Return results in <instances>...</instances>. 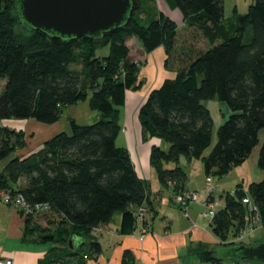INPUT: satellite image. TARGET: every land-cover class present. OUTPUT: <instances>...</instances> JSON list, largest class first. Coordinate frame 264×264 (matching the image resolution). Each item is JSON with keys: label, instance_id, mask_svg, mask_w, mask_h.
<instances>
[{"label": "trees", "instance_id": "trees-1", "mask_svg": "<svg viewBox=\"0 0 264 264\" xmlns=\"http://www.w3.org/2000/svg\"><path fill=\"white\" fill-rule=\"evenodd\" d=\"M137 1L139 8L128 28L90 42L49 39L41 31L24 29L15 14L16 0H0V121L53 125L64 108L86 100L100 116L90 125L68 118L67 132L57 133L24 159L15 154L25 147L24 133L0 127V163L4 164L0 192L20 195L30 208L49 207L46 213L24 216L25 237L37 235L35 242L56 245L38 264H70L69 257L77 255V264H83V259L95 257L101 249L97 242H83L85 249L64 256L62 251L74 250L69 246L74 237L107 225L115 214L133 226L138 207L147 213L153 210L148 183L137 175L128 150L116 145L125 92H136L142 85L137 79L140 63L130 60L126 42L136 39L145 53L162 48L164 66H168L177 52L181 25L161 11H144L146 18L140 19L137 12L142 1ZM163 2L167 10L181 16L182 25L198 31L210 46L193 58L184 57L188 53L181 48L174 77L151 90L138 107L142 139L156 138L168 145L167 151L151 147V169L161 186L182 192L186 175L179 165L181 158L201 160L205 179L221 178L243 164L259 143V132L264 130V0H252L244 14L234 9L235 19L229 22L223 20L222 0ZM213 100L229 110L215 131L214 142L213 120L206 106ZM171 163L174 168L165 167ZM257 167L264 172V141ZM220 197L223 206L210 225L223 248L241 245L233 242L238 230L247 223L255 225V220L264 236V178L246 189L238 184L233 194ZM244 197L254 212L242 203ZM45 214L54 218L48 219L50 226L61 228L47 232L35 226L32 218ZM59 244L62 249L57 248ZM198 254L204 264L221 262L211 251L200 249Z\"/></svg>", "mask_w": 264, "mask_h": 264}, {"label": "crops", "instance_id": "crops-1", "mask_svg": "<svg viewBox=\"0 0 264 264\" xmlns=\"http://www.w3.org/2000/svg\"><path fill=\"white\" fill-rule=\"evenodd\" d=\"M136 101L138 100L133 103V108L138 104ZM8 123H11V129L16 131L21 129L24 132L25 147L15 153L19 159H24L40 150L45 141L59 133L60 128L59 122L53 125H37L32 120L0 121V127H9ZM27 123L30 125L28 126ZM15 124H20V126L17 128L14 126ZM23 126L25 127L23 128ZM121 134H123L122 131ZM135 136L134 133L130 134L125 130L120 145L128 150L139 178L146 180L145 174L153 172L148 161L150 149L153 145L159 146L160 140L153 138L146 145H140ZM183 159L188 163L196 160ZM3 165L0 163V169ZM202 173L205 176L203 162L200 170V174ZM185 175L183 190H192L197 196V189L191 187L192 181L188 178L189 174L185 172ZM206 186L210 188V193L200 197L199 204L191 203L186 210V216L175 203V195L180 191L178 188H173L171 185L167 187L158 185V187H154V192L151 191L152 188H149V199L153 210L147 213L146 225L149 233L142 241L139 240V231L135 229L134 225L122 223L119 215L116 219L112 218L107 225L99 226L86 236L74 237L69 243L75 249L70 250V253L61 250V254L64 253V256L66 254L73 255L80 251L81 243L97 242L101 249L100 253L95 257L83 259V264H124L125 260L129 262L128 264H204L198 254L200 249L212 252L211 249L215 247H224L213 233L211 221L201 215L204 211L203 204L213 197V184L211 183L210 186L206 184ZM167 194L169 196L166 197ZM40 217L32 218L35 226L39 225L41 229L49 230L54 228L48 224V219L46 223L43 222L44 226L42 227L41 220L43 219H38ZM37 237V235L25 237V218L15 209H9L0 204V260L10 259L12 264H38L56 245L50 243L52 246L47 249L45 247L47 243L35 242ZM253 242L254 240H251L245 245H251ZM259 243H264V236ZM62 245H57L59 246L57 248L62 249ZM79 256H71L66 261L70 264H77L80 262ZM219 264L236 263L226 260Z\"/></svg>", "mask_w": 264, "mask_h": 264}, {"label": "rangeland", "instance_id": "rangeland-1", "mask_svg": "<svg viewBox=\"0 0 264 264\" xmlns=\"http://www.w3.org/2000/svg\"><path fill=\"white\" fill-rule=\"evenodd\" d=\"M141 9L137 12V17L140 19L146 18V12L152 11V13L156 14L158 11H161L168 15L169 17L175 18V20L178 22L179 25V32H178V38H177V52H175L174 56L169 61L168 66H164L165 61V54L162 48L156 49L151 53H145L140 44L137 42L136 39L131 38L126 42V45L129 48V58L130 60L134 62H139V70L137 79L138 81H141V89L132 92L127 91L125 92V96L123 99V104L121 105V116L119 118V123L122 127V133H125V130H127L128 133L132 134L134 133L137 138V141L140 145H146L147 143L151 142V138H147L144 140L142 139V130L141 125L138 121V107L144 99L148 96V94L151 92V90H154L158 88L161 83L166 79H171L174 77V74L176 70L178 69L179 65V58L181 56V51L183 48V51L188 53L187 58H193L197 54H200L204 51H206L210 46L206 42V40L200 35L198 31H196L194 28L186 25L181 24V16L179 14L171 13L167 8L164 6L163 0H141ZM252 4V0H222V6H223V20L224 22L233 21L236 16V12L234 9H236L237 14H244L247 10L249 5ZM146 11V12H144ZM148 21V20H147ZM106 54V50L102 51V55ZM78 68V67H77ZM0 83V87H1ZM135 100H138V104L136 107H132ZM207 108L210 112L211 118L213 120V142L215 141V131L217 127L223 122L225 118H227L229 114V110L226 107V105L222 102L213 100L207 102ZM68 118H71L76 121V123L80 125H90L94 122L98 121L100 119L99 113L97 111H93L90 109L89 101L86 100L85 102L78 103L77 105L69 106L64 108L63 114L61 116V119L59 120V131L58 132H67L69 129L68 126ZM34 121V120H32ZM35 122V121H34ZM37 123V122H35ZM9 128H11V123H8ZM13 125V124H12ZM28 125V123H27ZM30 125V124H29ZM28 125V126H29ZM37 125H40L37 123ZM15 127L18 128L20 124H15ZM25 126H23L24 128ZM26 131L27 128H25ZM20 132L24 133L19 130ZM123 134L120 135V138L118 139L116 145L121 146V140L123 137ZM259 143L258 145L253 149L248 159L241 165L235 166L232 168V170L225 176L218 178L216 176L211 177V183L214 186L213 191V197L216 201L220 203V207L223 206V196L226 192L232 193V191L236 188L238 184H242L243 187L246 189L248 184L252 182H259L264 178V172L260 170L257 167V155L259 148L264 141V130H261L259 132ZM161 149L164 151L168 150V145L164 142H160ZM211 147L208 148L205 151V154H208ZM180 167L189 174L188 178L191 179V187L196 188L197 190V200L194 201L199 204V198L208 195L210 193V188L206 186L205 184V176L200 174V170L202 169V162L200 160H192L190 163H188L185 159L181 158ZM166 168H174V165L168 164L165 166ZM153 172H148L145 174L146 182L149 185V188H152L151 191L154 192V187H158L159 182L156 173L154 170ZM160 187H163L160 185ZM167 187V186H166ZM192 191V190H191ZM178 192L177 194H179ZM176 194V195H177ZM169 196L168 194L166 197ZM1 205L4 207H7L9 209H15L14 207H11L9 205H4L0 202ZM178 209H180V206H178ZM219 207V208H220ZM21 216L24 217L18 211V209H15ZM147 213V212H146ZM148 215V214H147ZM118 214H115L113 219H116L118 217ZM39 217V216H38ZM53 216L51 214H45L41 215L38 219L41 220L42 227L44 226V223H46L47 219H51ZM208 220V219H207ZM255 225L247 223L242 230H238V235L235 238V240L241 241L242 244L245 245L247 242H251V240H254V242L251 245L254 244H260L263 240V231L261 226L259 225L258 221L255 220ZM147 223H145V226L147 228ZM58 225L52 229H47L49 231L47 232H53L56 231V229H60ZM148 229V228H147ZM149 230V229H148ZM39 234V233H37ZM141 236V233L139 232V237ZM147 235H145L146 237ZM254 236V237H251ZM240 238V240H239ZM249 238V239H248ZM231 241V240H229ZM50 246H52L50 243H47L45 247L48 249ZM73 249H75L73 247ZM213 255L216 256H222L221 249L220 248H213L211 249ZM223 262H226V260H223Z\"/></svg>", "mask_w": 264, "mask_h": 264}, {"label": "water", "instance_id": "water-1", "mask_svg": "<svg viewBox=\"0 0 264 264\" xmlns=\"http://www.w3.org/2000/svg\"><path fill=\"white\" fill-rule=\"evenodd\" d=\"M138 8L137 0H16L15 14L24 29L41 31L49 39L94 42L128 28ZM220 249L223 255L216 258L221 261L264 264V243Z\"/></svg>", "mask_w": 264, "mask_h": 264}, {"label": "built area", "instance_id": "built-area-1", "mask_svg": "<svg viewBox=\"0 0 264 264\" xmlns=\"http://www.w3.org/2000/svg\"><path fill=\"white\" fill-rule=\"evenodd\" d=\"M205 181L207 185H211V179L209 177H207ZM194 201H196V193L193 191L185 190L175 196V203L180 206V209L181 211H183L185 216L188 206ZM241 201L243 204L249 205L251 207L252 212H254L255 209L252 207L248 197H244ZM0 202L4 205H9L11 207H14L15 209H18V211H20V213L24 216H35L37 214H43L49 211V207L47 205H37L33 208H30L28 207V205L25 204L20 195L11 194L10 192H0ZM219 207L220 203L215 199H213V201L211 202L209 200L206 201L203 204L204 211L201 214L202 217L211 221ZM146 212V208L141 206L138 207L133 213L134 227L141 233V236L139 237L140 241H142L145 238V235H148L149 233V230L145 226L147 217ZM0 264H12V262L10 259H3L0 260Z\"/></svg>", "mask_w": 264, "mask_h": 264}]
</instances>
